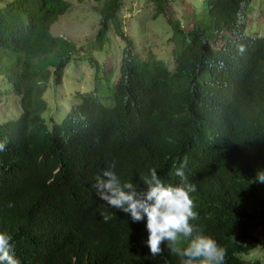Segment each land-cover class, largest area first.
<instances>
[{
	"label": "trees",
	"instance_id": "trees-1",
	"mask_svg": "<svg viewBox=\"0 0 264 264\" xmlns=\"http://www.w3.org/2000/svg\"><path fill=\"white\" fill-rule=\"evenodd\" d=\"M92 1L99 21L89 44L103 51L111 28L123 43L118 77L111 84V69L89 57L91 90L50 125L47 83L59 84L83 50L49 30L70 3L1 2L0 96L17 97L19 113L0 123L8 141L0 152V231L13 237L21 264H177L164 245L152 256L145 222L108 207L91 185L113 160L122 181L143 187L150 168L167 179L174 159L187 156L197 185L193 223L234 264L264 221V183L254 173L264 170V36L245 34L243 22L253 0H202L201 9L147 0L153 19L166 18L171 67L134 52L118 18L122 0ZM175 1L180 19L167 16Z\"/></svg>",
	"mask_w": 264,
	"mask_h": 264
},
{
	"label": "clouds",
	"instance_id": "clouds-1",
	"mask_svg": "<svg viewBox=\"0 0 264 264\" xmlns=\"http://www.w3.org/2000/svg\"><path fill=\"white\" fill-rule=\"evenodd\" d=\"M62 77L57 85L50 79L47 88L59 86ZM48 123L55 122L49 120ZM7 143V139L0 140V152L6 150ZM173 164L167 169V179L161 178L154 167L150 168L141 178L143 187H139L131 181L121 180L113 160L94 175L91 186L98 199L108 207L128 214L133 222H145V243L152 256L161 255L164 251L161 245H164L168 254L175 256L177 264H225L227 250L193 223L199 219L192 197L197 185L186 174L188 157L178 156ZM254 173H261L257 180L264 183V170L256 169ZM111 219V215H103L105 222ZM257 232L258 240L247 251L236 252L234 264H264V221L257 225ZM12 239L9 233L0 231V264H21Z\"/></svg>",
	"mask_w": 264,
	"mask_h": 264
},
{
	"label": "rangeland",
	"instance_id": "rangeland-1",
	"mask_svg": "<svg viewBox=\"0 0 264 264\" xmlns=\"http://www.w3.org/2000/svg\"><path fill=\"white\" fill-rule=\"evenodd\" d=\"M2 1L6 3L13 0H0L1 6ZM65 1L70 3V7L50 26V33L74 43L83 50L71 57L66 64L61 84L49 85L43 94L46 102L43 116L46 121L49 118L51 123H58L66 115L70 106L77 103L80 93L91 90L93 72L87 63L89 57L104 70L111 69L109 81L111 84L116 81L123 44L109 28L106 41L102 45L104 50H92L96 48L91 47L89 43L94 40L99 21L95 11L96 4L92 0ZM192 1L199 9L203 8L202 0H187L188 3ZM178 5L177 1L170 5L167 10L168 17L181 18L182 7ZM152 16L153 6L147 0H122L118 12L122 32L130 38L134 52L143 60L152 57L162 60L171 67L170 46L167 42L170 32L165 22L166 18L159 15L153 19ZM244 24L245 34L253 37L264 36V0L250 2L244 12ZM181 25L186 29L189 28V25L183 21ZM2 90L4 89L0 87L1 92ZM17 101L18 98L14 95L0 96V123L18 115Z\"/></svg>",
	"mask_w": 264,
	"mask_h": 264
}]
</instances>
